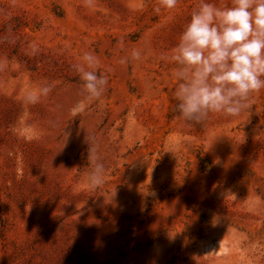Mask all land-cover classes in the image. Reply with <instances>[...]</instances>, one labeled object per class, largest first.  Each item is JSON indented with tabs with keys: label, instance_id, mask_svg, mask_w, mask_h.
Returning a JSON list of instances; mask_svg holds the SVG:
<instances>
[{
	"label": "rangeland",
	"instance_id": "rangeland-1",
	"mask_svg": "<svg viewBox=\"0 0 264 264\" xmlns=\"http://www.w3.org/2000/svg\"><path fill=\"white\" fill-rule=\"evenodd\" d=\"M198 2L0 0V264H264V89L237 117L173 111L166 57ZM86 51L108 79L91 101Z\"/></svg>",
	"mask_w": 264,
	"mask_h": 264
},
{
	"label": "clouds",
	"instance_id": "clouds-1",
	"mask_svg": "<svg viewBox=\"0 0 264 264\" xmlns=\"http://www.w3.org/2000/svg\"><path fill=\"white\" fill-rule=\"evenodd\" d=\"M178 2L159 0L156 11L174 10ZM31 47L33 53L38 51L35 43ZM143 55L144 49H133L119 63L139 61ZM166 59L174 68L172 107L179 119L200 125L212 114L239 116L250 107L253 95L264 89V0H230L224 6L199 0ZM99 67V58L90 51L73 65L86 100H97L106 91L108 79ZM53 87L45 82L26 89L25 103L40 102ZM76 107L83 110L84 105ZM87 160L86 183L94 190L104 183L105 173L95 141L88 147Z\"/></svg>",
	"mask_w": 264,
	"mask_h": 264
}]
</instances>
